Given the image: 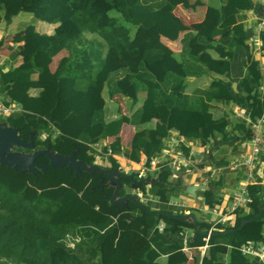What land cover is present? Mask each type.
I'll use <instances>...</instances> for the list:
<instances>
[{
  "label": "trees",
  "instance_id": "16d2710c",
  "mask_svg": "<svg viewBox=\"0 0 264 264\" xmlns=\"http://www.w3.org/2000/svg\"><path fill=\"white\" fill-rule=\"evenodd\" d=\"M215 4L208 6L207 25L194 31L174 13L179 5L186 9L200 5H190L189 0H12L8 8L0 0V24L28 13L31 22L56 25L49 35L35 31L23 36L19 67H0L3 106L20 109L0 117V123L19 128L26 140L34 132L38 150L51 143L69 153L77 150L76 159L87 166L96 165L98 156L89 145L108 137L114 138L108 145L113 154L135 163L144 155L147 166L161 153L171 133L204 149L213 138L229 145L237 141L233 151L238 148V156L240 143L249 139L246 119L240 117L230 127L225 117L203 118L211 113L212 104L225 102L241 109L250 122L264 117L260 89L264 87V62L263 77L253 63L248 65L238 81L242 91L234 94L230 62L238 49L250 57L240 14L253 3L217 0ZM113 11L122 20L111 16ZM227 32L230 42L219 53L218 62L206 63L191 53L189 43L196 37L207 41ZM181 34V52L174 54L162 39L173 42ZM62 51L65 55L52 72V60ZM201 77H210L209 84L190 91V79ZM32 89L38 90L36 96L30 95ZM115 97L130 100L137 108L106 122L105 103ZM123 125L137 128L127 149L119 137ZM108 146H102L104 151ZM180 150L187 154L184 146ZM108 160V168L115 170L117 160L111 156ZM37 161L48 163L43 155ZM228 164L219 162L220 166ZM262 165L258 180L264 174V156ZM157 174L159 180L148 190L136 175L120 178L122 188L130 187L127 181L132 179L144 195L155 199L149 201L153 207L145 205L146 210L132 202L123 207L110 204L114 188L106 176L104 186L97 187V172L76 176L63 167L31 175L0 164V264H263L241 249L264 248V185L248 186L251 201L235 213L231 225L215 224L200 218L203 212L198 209L170 205L175 192L185 193L186 185L180 176L171 181L167 168ZM222 181L213 177L208 190L196 192L200 205L212 209L233 191L228 193ZM238 182L230 185L237 188ZM120 196H125L123 189ZM153 211L177 216L191 213L196 231L191 222H178ZM222 246L228 247L225 254ZM200 248H205L203 255ZM185 250L192 251L189 261L184 259Z\"/></svg>",
  "mask_w": 264,
  "mask_h": 264
},
{
  "label": "crops",
  "instance_id": "0c3cea01",
  "mask_svg": "<svg viewBox=\"0 0 264 264\" xmlns=\"http://www.w3.org/2000/svg\"><path fill=\"white\" fill-rule=\"evenodd\" d=\"M4 2V5L6 8H8L12 2V0H2ZM253 3V6L250 10H247L240 14V22H242L245 33H246V41L245 44L249 48L250 57H244L242 50L238 49L236 51V54L234 55L232 61L230 62V85L234 91V94H239L242 89L238 84V81L243 78L247 73L248 65L253 63L257 68H259V75L260 77H263V62H264V42L262 39L261 42V48L260 50H255V46L253 45V40L257 37L261 39V37H264V32H258V27L260 25V20L264 19V0H251ZM131 3L132 0H129ZM195 2H200V5L193 6L191 9H186L182 7L181 5L177 6L174 10L175 15L183 22L184 25L188 26L190 29L194 31H199L203 26L207 25V17L209 13V7L208 6H215V2L217 0H189L190 5H194ZM56 27V25L53 24H47L44 22H31L30 18L26 16H22L21 13L14 17L9 24H6L2 22L0 24V67L2 68H10V67H19L21 65V57H20V51L25 47V41H23V36H25L27 33L31 32H38L40 34H51L53 32V29ZM183 37V34L179 36V38L176 41L170 42L165 39H162L163 42L171 49V51L174 54H180L181 52V39ZM230 42V35L229 33H225L221 36L209 38L207 41H202L199 38H195L189 43V47L191 49V53L194 55H197L200 57V59L206 63H216L219 61L218 55L221 51H223L226 46ZM207 46V47H206ZM65 55V51L60 52L57 56H55L52 60V64L50 66L51 71L53 72L59 60ZM242 66V70L240 67ZM256 75L258 76V72H256ZM36 75H33V78H35ZM210 77H201L198 79L192 78L190 79V86L189 90L192 91L195 87L204 88L207 86L210 82ZM38 94V90L32 89L30 90L31 96H36ZM1 101H0V110L2 107L8 108L10 111L6 115H2L0 111V117H6L10 115V113H17L20 111L19 107L17 105H10L8 107L3 106V96L0 95ZM132 101L123 99L121 97H115L105 103V121L109 122V120L115 119L119 113L128 116L131 111H134L137 108V105L134 103H131ZM218 110V113L216 111ZM242 111L238 107L233 106L232 103L225 102L221 104L214 103L212 104L211 113L204 116L203 119L210 120V119H218L221 117H225L230 124V127L235 125L241 118H238L237 112ZM235 114V115H234ZM152 124L143 125L140 128H147L149 126H153ZM137 130V128L129 126V125H123L119 134V137L121 139V145L124 149H127L128 144L130 142V139H132V136L134 135V132ZM175 134V133H171ZM170 135V134H169ZM177 135V134H176ZM113 137H108L107 139L102 141V144L105 146H108L113 142ZM213 145L214 149L218 150V153L223 155L226 154L229 156L230 154L232 156H237L238 153L236 148V151H233L235 147H238V142L234 145L229 144H222L218 143V141H215V139H210L209 143ZM50 149L58 154L62 155H68L70 154L68 150H66L63 147H60L58 145H55L51 143L49 145ZM105 150L111 149L108 147L105 148ZM112 153V151H111ZM112 155L115 158H120V161L118 160V164H120L124 167L123 169L126 172L130 171H138L140 169V166L143 161H147L146 157L144 155L140 156L139 162H131L123 157L122 154L115 155L112 153ZM109 156H100L99 158L106 159V164L101 167L108 168L110 163L107 162ZM98 158V159H99ZM226 157H221L220 160H223ZM97 160V159H96ZM109 161V160H108ZM128 163V164H127ZM97 164V163H96ZM98 165V164H97ZM118 166V167H119ZM127 168V169H126ZM263 168V165L259 167V171H261ZM230 170H224L220 173L218 177L223 179V187H226L225 189L230 190L228 193H230L232 190L236 188L235 184L232 186L230 185L231 181H228L229 174L232 172H228ZM186 175H189L188 173H182L180 174V178L183 181L184 186L188 185H195V186H201V179L190 177L187 178ZM245 179V173H243L241 176ZM151 176V178H149ZM226 176V177H224ZM262 177H264V174H262ZM158 174L157 171L153 173H148L145 175V178L147 180H153L154 183L158 181ZM170 180L173 181V179L170 178ZM36 184L32 188H35ZM207 187V186H206ZM128 189H131L128 187ZM208 189V187H207ZM125 194H129L126 190H123ZM197 192V191H196ZM195 192V193H196ZM188 195V194H187ZM180 201H184L186 205L191 208L192 206L200 205L198 199H191L192 196L188 197L184 200L185 197H180ZM209 215V214H208ZM208 220H212L211 217L208 218ZM233 219L230 221V225L233 223ZM185 232L190 231L189 228H184ZM221 252H225L228 250V247L222 246L220 247ZM200 252V255H203L205 252V248L198 249ZM191 250H185L184 254L187 261L192 257ZM161 261L165 262V257L161 259Z\"/></svg>",
  "mask_w": 264,
  "mask_h": 264
},
{
  "label": "built area",
  "instance_id": "2783aa9c",
  "mask_svg": "<svg viewBox=\"0 0 264 264\" xmlns=\"http://www.w3.org/2000/svg\"><path fill=\"white\" fill-rule=\"evenodd\" d=\"M258 32H264V19L260 20V25L258 27ZM261 39L259 37L253 40V45L255 50H260L261 48ZM264 91V87L260 88ZM1 114L6 115L8 108H1ZM238 116L245 118L248 127H249V139L242 141L240 143L239 155L235 156L234 160L228 165L224 166H215L208 167L203 162V152L204 148L197 142L187 141L183 136L176 134H170L163 143V149L159 155H155L151 158L149 166H147V161H143L140 169L137 171L138 180H147L143 179L146 173H153L155 171L162 170L167 168L171 172V179H177L180 174L188 173L191 174V177L201 179V185L207 186L209 180L213 177H218L220 173L226 169L230 168L233 171H238L239 169H244L245 179L240 182L238 187L233 190L230 194L224 195L220 204L216 205L212 209H209L207 206L196 205L191 208L198 209L202 212H209L212 215V220L215 224L221 223L225 224L230 222L235 213L241 208H245L251 201V197L248 193V186L250 185H264V177H261V180H258V169L261 164L262 156H264V117L258 118L254 122H250L248 116H245L243 111L237 112ZM44 137H47V134H43ZM56 136V132L52 134V138ZM184 146L187 148V154H182L180 147ZM91 148L99 156H111L115 158L110 150L104 151L102 146L99 144L91 145ZM117 161L119 160L118 158ZM119 166V164H118ZM122 169L124 168L120 165ZM124 170V169H123ZM146 190L150 188L149 185H145ZM130 194L135 195L137 200L144 204L145 201H152L153 198L147 197L144 195L140 189L131 188ZM170 205L184 207L187 206L184 201H170ZM210 235V231L208 233ZM242 253L248 256L258 257L264 264V248L262 245H258L253 248L251 246H243L241 249Z\"/></svg>",
  "mask_w": 264,
  "mask_h": 264
},
{
  "label": "water",
  "instance_id": "95a60500",
  "mask_svg": "<svg viewBox=\"0 0 264 264\" xmlns=\"http://www.w3.org/2000/svg\"><path fill=\"white\" fill-rule=\"evenodd\" d=\"M29 139L26 140L24 135L19 134V129L8 126L6 123H0V164L9 168L14 169L20 173H27L35 175L38 172H44L50 168H63L74 172L76 176L81 175L82 172L88 173L90 175L98 173V185L97 187L102 188L104 185V176H106L108 184L112 185L114 188L113 194L110 198V204L125 206L126 202H132L133 204L144 208L145 205L141 204L135 195L125 194V196H120L122 191V185L120 183L121 175H136L137 171L126 172L121 167H117L115 170L109 168H103L99 165H85L83 162H80L76 159L75 155L77 150L71 151L68 155H62L53 152L49 146L45 149L38 150L35 145V134L34 132H29ZM21 149L22 151H17ZM28 151V152H25ZM43 155L48 160L47 164L36 162L37 158ZM127 183L130 185V188H137L141 184L151 186L153 180H142L140 185L136 184L132 179L128 180ZM199 190H208L206 186H195L188 185L185 186V193L196 198V191ZM200 198H198L199 200ZM152 212V211H151ZM163 216H166L172 220L178 222H191L193 226V232L196 231V218L191 213H186L183 216H177L172 213H162L159 211H153ZM246 222H243L244 224Z\"/></svg>",
  "mask_w": 264,
  "mask_h": 264
},
{
  "label": "rangeland",
  "instance_id": "374dc122",
  "mask_svg": "<svg viewBox=\"0 0 264 264\" xmlns=\"http://www.w3.org/2000/svg\"><path fill=\"white\" fill-rule=\"evenodd\" d=\"M21 15L22 16H26V17H28V18H32V16L30 15V14H28V13H21ZM111 16H113V17H117V18H119L120 20H122V17H121V15L120 14H118V13H116V12H111ZM33 21V20H32ZM240 69L242 70V66L240 67ZM263 93H264V91H262ZM1 96H0V101H1ZM132 104H133V102H131ZM216 113H218V110L216 111ZM235 115V114H234ZM238 118H240V117H238ZM214 139V138H213ZM97 144H99V146H104L101 142H99V143H97ZM93 145V144H92ZM90 147H91V145H89ZM205 151L203 152V162L208 166V167H215V166H220L219 165V162H221V161H228L229 163H231L233 160H234V158H235V156H232L231 154L229 155V156H227L226 154H223V155H221V154H219L218 153V150H216V149H214V147H213V145H211V142H210V144H208L207 145V149L205 148L204 149ZM93 153L96 155V153L93 151ZM100 156L98 155V156H96V163L99 165V166H101V165H105L106 164V159H103V158H99ZM221 157H226V158H224L223 160H220V158ZM99 158V159H98ZM119 159V161H120V158H118ZM117 160V159H116ZM107 162H109L108 160H107ZM118 162V161H117ZM128 164V163H127ZM121 165V164H120ZM127 169V168H126ZM224 170H230L232 173L231 174H229V177H228V181L230 180L232 183H235L236 181H239L238 183H240V182H242V181H244V175H243V177L241 176L244 172H246L244 169H239L238 171H233L232 169H230V168H226V169H224ZM223 170V171H224ZM230 171H228V172H230ZM147 174V173H146ZM187 176V178H190L191 177V174H190V176L189 175H186ZM145 177V176H144ZM224 177H226V176H224ZM199 178V177H198ZM172 181V180H171ZM224 188H226V187H224ZM223 188V189H224ZM123 190H126L128 193L131 191L130 189H128V187H123L122 188ZM226 192V191H225ZM176 196H174V199L173 200H176V201H180V197H185L184 198V200L185 199H187V194H185L184 192H182L181 190H177L176 192ZM200 193V192H199ZM220 193H224V190H222ZM147 197H150V198H153L151 195H146ZM191 199H194V198H191ZM152 201H155V199L153 198V200ZM149 203V201H145V203L143 204V205H146V204H148ZM149 206H151V207H153L154 205L153 204H150L149 203ZM176 211V210H175ZM209 214V215H208ZM199 216H200V218H202V219H208L209 217H211V214L209 213V212H203V214L201 215V213H199Z\"/></svg>",
  "mask_w": 264,
  "mask_h": 264
},
{
  "label": "flooded vegetation",
  "instance_id": "af4514ba",
  "mask_svg": "<svg viewBox=\"0 0 264 264\" xmlns=\"http://www.w3.org/2000/svg\"><path fill=\"white\" fill-rule=\"evenodd\" d=\"M17 129H19V128H17ZM19 134H20V129H19ZM20 135H23V134H20ZM17 151H22V150H20V149H18ZM25 152H28V151H25ZM36 162H38L37 160H36ZM38 163H40V162H38Z\"/></svg>",
  "mask_w": 264,
  "mask_h": 264
},
{
  "label": "clouds",
  "instance_id": "9594fccd",
  "mask_svg": "<svg viewBox=\"0 0 264 264\" xmlns=\"http://www.w3.org/2000/svg\"><path fill=\"white\" fill-rule=\"evenodd\" d=\"M136 176H137V174H136Z\"/></svg>",
  "mask_w": 264,
  "mask_h": 264
}]
</instances>
